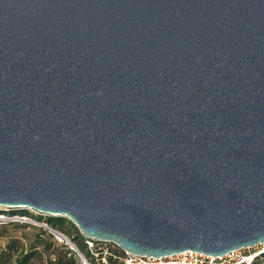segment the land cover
<instances>
[{"label": "water", "instance_id": "1", "mask_svg": "<svg viewBox=\"0 0 264 264\" xmlns=\"http://www.w3.org/2000/svg\"><path fill=\"white\" fill-rule=\"evenodd\" d=\"M133 255L264 245V0H0V210Z\"/></svg>", "mask_w": 264, "mask_h": 264}, {"label": "built area", "instance_id": "2", "mask_svg": "<svg viewBox=\"0 0 264 264\" xmlns=\"http://www.w3.org/2000/svg\"><path fill=\"white\" fill-rule=\"evenodd\" d=\"M1 210L3 212L2 214H0V221L7 222L11 219H14L15 221L20 223L41 227L48 231V233L55 239L56 234L67 239L68 243L71 245H66L71 251L77 254L80 264H253L256 261L264 262V245H257L252 248L242 249L229 253L222 257H212L187 251L164 258H151L130 254L128 252L120 250L113 244L89 239L81 234L82 249H80L67 237L49 226V223L46 220L52 217L45 216L34 210L27 211L29 214L33 215V217L29 215L25 216L22 214H9L12 211L19 210H12L7 208ZM38 217L40 218L39 221L36 219Z\"/></svg>", "mask_w": 264, "mask_h": 264}, {"label": "rangeland", "instance_id": "3", "mask_svg": "<svg viewBox=\"0 0 264 264\" xmlns=\"http://www.w3.org/2000/svg\"><path fill=\"white\" fill-rule=\"evenodd\" d=\"M2 212L1 210L0 214ZM11 213L33 217L27 211H12L9 214L13 215ZM36 219L40 220L39 217ZM63 220L61 219L59 226H55L54 229L71 240L78 248L82 249L81 233L70 221ZM46 221L50 222L49 219ZM42 232L47 234L45 238H49L50 236L53 244L46 242L39 235ZM56 239L48 231L38 226L20 223L14 219L7 222L0 221V264H17L18 260L21 259L20 254L29 253L33 254V257L29 261L30 264H49L47 263L49 259L53 257L52 261L57 260L59 255L65 256V259L73 262V264H80L77 254L71 251L66 244Z\"/></svg>", "mask_w": 264, "mask_h": 264}, {"label": "trees", "instance_id": "4", "mask_svg": "<svg viewBox=\"0 0 264 264\" xmlns=\"http://www.w3.org/2000/svg\"><path fill=\"white\" fill-rule=\"evenodd\" d=\"M50 220L49 224L50 226H52L53 228L55 226H59V224L61 223V219L62 218H48ZM63 220V219H62ZM64 221V220H63ZM52 224V225H51ZM46 242L48 243H52L51 242V238L49 236V238H45V236L47 235L46 233L42 232V234H39ZM53 244V243H52ZM50 248V247H49ZM48 249V248H47ZM49 250V249H48ZM21 255V259L18 260L17 264H30L29 261L31 259V257H33V254L29 253V254H20ZM61 257V258H60ZM53 258V257H52ZM52 258L48 260L47 263L49 264H73V262L65 259V256H60L57 260H53ZM253 264H262L260 261H256Z\"/></svg>", "mask_w": 264, "mask_h": 264}, {"label": "bare ground", "instance_id": "5", "mask_svg": "<svg viewBox=\"0 0 264 264\" xmlns=\"http://www.w3.org/2000/svg\"><path fill=\"white\" fill-rule=\"evenodd\" d=\"M55 237H56L60 242H62V243H64V244H68L69 246L71 245V244L68 243V240H67V239L61 237L60 235H57V234H56Z\"/></svg>", "mask_w": 264, "mask_h": 264}, {"label": "crops", "instance_id": "6", "mask_svg": "<svg viewBox=\"0 0 264 264\" xmlns=\"http://www.w3.org/2000/svg\"><path fill=\"white\" fill-rule=\"evenodd\" d=\"M261 262V261H260ZM262 264H264V262H261Z\"/></svg>", "mask_w": 264, "mask_h": 264}]
</instances>
